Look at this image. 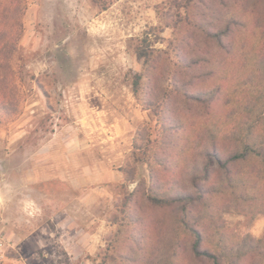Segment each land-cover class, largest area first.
<instances>
[{"label":"rangeland","instance_id":"obj_1","mask_svg":"<svg viewBox=\"0 0 264 264\" xmlns=\"http://www.w3.org/2000/svg\"><path fill=\"white\" fill-rule=\"evenodd\" d=\"M181 2L30 0L24 31L9 25L19 42L0 55V190L16 250L4 264H123L134 234L125 202L150 186L160 142L156 111L134 92L139 48L148 36L172 53ZM223 217L264 236V215Z\"/></svg>","mask_w":264,"mask_h":264},{"label":"trees","instance_id":"obj_2","mask_svg":"<svg viewBox=\"0 0 264 264\" xmlns=\"http://www.w3.org/2000/svg\"><path fill=\"white\" fill-rule=\"evenodd\" d=\"M181 4L172 53L148 36L139 48L134 92L156 111L160 142L147 160L150 186L125 202L134 234L121 261L264 264V236L235 233L223 217L264 215V0ZM29 5L0 0V55L17 48L9 25L23 32Z\"/></svg>","mask_w":264,"mask_h":264},{"label":"built area","instance_id":"obj_3","mask_svg":"<svg viewBox=\"0 0 264 264\" xmlns=\"http://www.w3.org/2000/svg\"><path fill=\"white\" fill-rule=\"evenodd\" d=\"M3 226L4 220L0 212V264H4L5 262H7L10 251L16 250L15 246L12 243V240L4 231Z\"/></svg>","mask_w":264,"mask_h":264},{"label":"crops","instance_id":"obj_4","mask_svg":"<svg viewBox=\"0 0 264 264\" xmlns=\"http://www.w3.org/2000/svg\"><path fill=\"white\" fill-rule=\"evenodd\" d=\"M1 159V158H0ZM6 157L2 158V160L0 161L1 162V165H0V171L2 170V172H5V170L7 169L6 166L7 164L5 163L6 161ZM3 162V163H2ZM5 164V165H4ZM5 190L4 189H1L0 190V212L2 214V217H3V220H4V226H3V229L4 231L6 232L7 234V230L5 229L6 228V219L4 218L5 215H4V212H3V207L6 208L7 206V195H5ZM10 238V237H9Z\"/></svg>","mask_w":264,"mask_h":264}]
</instances>
